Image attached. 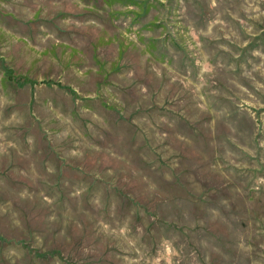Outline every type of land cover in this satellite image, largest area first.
Instances as JSON below:
<instances>
[{
  "label": "rangeland",
  "instance_id": "rangeland-1",
  "mask_svg": "<svg viewBox=\"0 0 264 264\" xmlns=\"http://www.w3.org/2000/svg\"><path fill=\"white\" fill-rule=\"evenodd\" d=\"M0 264H264V0H0Z\"/></svg>",
  "mask_w": 264,
  "mask_h": 264
}]
</instances>
